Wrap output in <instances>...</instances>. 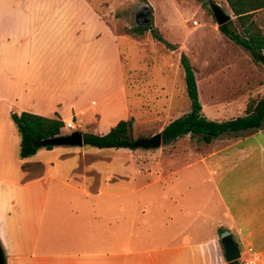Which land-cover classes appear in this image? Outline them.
Segmentation results:
<instances>
[{
	"label": "crops",
	"instance_id": "obj_1",
	"mask_svg": "<svg viewBox=\"0 0 264 264\" xmlns=\"http://www.w3.org/2000/svg\"><path fill=\"white\" fill-rule=\"evenodd\" d=\"M214 1L229 15L227 27L236 20L239 29L231 30L240 34L242 26L225 0ZM101 17L88 0H0L4 262L224 264L214 233L232 222L233 207L226 202L223 178L208 166L205 154L174 148L164 153L160 146L154 153L118 148L125 153L88 155L81 145L17 157L11 111L57 118L70 122L72 130L96 134L131 118L125 81L141 70L122 60ZM250 21L264 35V7L253 11L245 26ZM215 30L226 40L218 26ZM232 46L238 60L242 47ZM44 152L53 158H44ZM72 154L78 157L68 159ZM251 187L246 185L248 196Z\"/></svg>",
	"mask_w": 264,
	"mask_h": 264
},
{
	"label": "rangeland",
	"instance_id": "obj_2",
	"mask_svg": "<svg viewBox=\"0 0 264 264\" xmlns=\"http://www.w3.org/2000/svg\"><path fill=\"white\" fill-rule=\"evenodd\" d=\"M88 1L110 26L122 60L127 59L133 70H141V76L138 72L139 75L134 74L132 79L127 77L125 81L133 138L150 136L169 120L189 110L178 62L181 52L193 69L200 114L205 118L220 121L243 115L250 99L264 95V64L253 60L243 48H239L238 60L234 59V50L230 48L235 44L227 38L224 40L225 37L215 30L210 6L214 2L220 5V1L202 0L205 6L197 0ZM134 25L156 27L161 36L177 48L167 50L151 38L148 30L136 36L124 32ZM228 26L236 30L238 23L230 20ZM163 93L172 95L166 98ZM71 130L64 125L61 128L62 133ZM160 146L164 153L174 148L191 156H207L208 166L217 170L218 178L220 175L223 178L226 202L233 207L232 222L218 227L214 233L215 251H219L223 259L218 233L219 228L226 229L239 250L237 260L243 264H264V118L260 129L224 133L207 144L183 135L175 143L173 140L155 148L138 149L154 153ZM64 147L69 151L78 149V146ZM82 149L88 155L125 153L123 149L87 145H82ZM44 153V158H53V154ZM76 157L77 154H72L68 159ZM231 177L235 180L233 195ZM247 184L252 186L249 196L245 191ZM223 262L226 263L224 259Z\"/></svg>",
	"mask_w": 264,
	"mask_h": 264
},
{
	"label": "trees",
	"instance_id": "obj_3",
	"mask_svg": "<svg viewBox=\"0 0 264 264\" xmlns=\"http://www.w3.org/2000/svg\"><path fill=\"white\" fill-rule=\"evenodd\" d=\"M197 1L205 6L202 0ZM225 2L242 26V32L240 34L233 32L227 27V23L218 25V30L233 43L240 45L246 50L253 60L264 64V35L254 26L252 21L247 23L246 26L244 24L251 17L253 11L264 7V0H225ZM147 30L151 38L166 49L172 51L177 48L174 43L166 41L158 29L153 26L149 28L144 25H134L125 28L124 32L136 36ZM178 62L183 73L185 93L189 100V110L183 115L169 120L161 128V144H167L183 135H188L190 138H195L196 141H202L207 144L224 133L261 128L262 119L264 118V95L256 99H250L245 105L243 115L220 121L209 120L200 114V103L197 97L193 69L183 52L179 53ZM9 118L18 136L17 157L19 159H24L34 154L40 148L51 149L53 147L40 145V140L69 133L61 132L64 123L57 118L44 117L25 111H11L9 112ZM131 122L132 118L120 119L104 134L84 131L81 133L82 145L95 148L134 149L133 141L135 138L132 135ZM219 231H221V228H219ZM0 248L4 258V251L1 246ZM226 264L243 263L239 260H233Z\"/></svg>",
	"mask_w": 264,
	"mask_h": 264
},
{
	"label": "water",
	"instance_id": "obj_4",
	"mask_svg": "<svg viewBox=\"0 0 264 264\" xmlns=\"http://www.w3.org/2000/svg\"><path fill=\"white\" fill-rule=\"evenodd\" d=\"M211 14L214 19L216 26L225 23L229 18V15L224 13L218 5L213 3L210 6ZM146 20V19H145ZM161 143L160 132L153 133L152 135L145 138H137L133 141L135 148H155ZM42 146H81L82 135L79 130H71L69 133L64 135H58L51 138L43 139L39 141ZM219 242L223 251V258L226 263L237 260L239 258V250L236 244L232 241L229 231L226 229L221 230L218 233ZM0 264H5L0 248Z\"/></svg>",
	"mask_w": 264,
	"mask_h": 264
},
{
	"label": "built area",
	"instance_id": "obj_5",
	"mask_svg": "<svg viewBox=\"0 0 264 264\" xmlns=\"http://www.w3.org/2000/svg\"><path fill=\"white\" fill-rule=\"evenodd\" d=\"M194 23H195V21H194ZM64 127L70 129V128H72V124L70 122H65Z\"/></svg>",
	"mask_w": 264,
	"mask_h": 264
}]
</instances>
